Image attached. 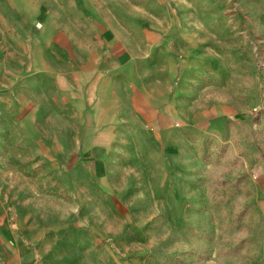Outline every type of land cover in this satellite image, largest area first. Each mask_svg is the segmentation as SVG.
<instances>
[{
    "label": "rangeland",
    "instance_id": "obj_1",
    "mask_svg": "<svg viewBox=\"0 0 264 264\" xmlns=\"http://www.w3.org/2000/svg\"><path fill=\"white\" fill-rule=\"evenodd\" d=\"M6 6L21 11L19 25L38 26L44 6L40 25L170 26L182 37V145L139 146L97 185L91 197L104 220L97 234L88 228L100 264H264V0H0V38L14 21ZM27 43L22 63L0 56V95L13 105L0 107V225L8 230L22 203L70 201L49 173L44 138L75 115L9 113L25 77L38 80L40 109H54L48 91L85 94L68 66L48 63L40 46L36 59ZM8 257L0 253L2 264Z\"/></svg>",
    "mask_w": 264,
    "mask_h": 264
},
{
    "label": "crops",
    "instance_id": "obj_2",
    "mask_svg": "<svg viewBox=\"0 0 264 264\" xmlns=\"http://www.w3.org/2000/svg\"><path fill=\"white\" fill-rule=\"evenodd\" d=\"M4 15L14 19L0 38L5 65L22 63L21 46L27 41L35 45L36 59L40 46L48 63L68 66L85 94L76 100L48 91L46 105L54 109H40L44 99L35 89L38 80L25 77L24 96L20 101L16 96L9 113L75 115L73 123L44 138L49 173L63 184L70 201L56 207L22 203L15 229L0 225V253L9 255L5 264H100L88 228L94 227L97 234L104 220L103 205L91 197L97 185L112 177L123 156L138 154L139 146L177 150L182 145L180 121L188 102L182 37L170 26L150 30L140 25H40L44 6L38 9L35 27L16 23L22 17L19 9L6 6ZM22 34L31 36L24 40ZM87 34L96 36L89 40ZM4 106H13L10 96L0 95Z\"/></svg>",
    "mask_w": 264,
    "mask_h": 264
}]
</instances>
